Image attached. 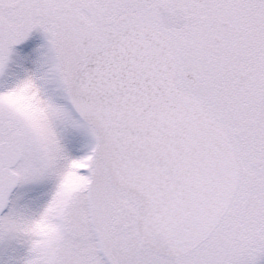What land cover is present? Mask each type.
Listing matches in <instances>:
<instances>
[{"label": "snow or ice", "instance_id": "obj_1", "mask_svg": "<svg viewBox=\"0 0 264 264\" xmlns=\"http://www.w3.org/2000/svg\"><path fill=\"white\" fill-rule=\"evenodd\" d=\"M0 264H264V0H0Z\"/></svg>", "mask_w": 264, "mask_h": 264}]
</instances>
